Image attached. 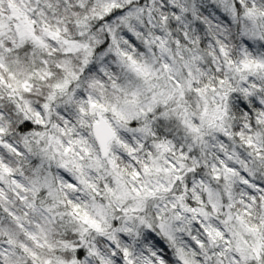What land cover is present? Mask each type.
I'll use <instances>...</instances> for the list:
<instances>
[{
	"label": "clouds",
	"instance_id": "1",
	"mask_svg": "<svg viewBox=\"0 0 264 264\" xmlns=\"http://www.w3.org/2000/svg\"><path fill=\"white\" fill-rule=\"evenodd\" d=\"M0 264H264V0H0Z\"/></svg>",
	"mask_w": 264,
	"mask_h": 264
}]
</instances>
